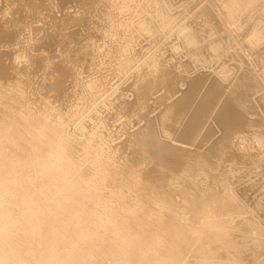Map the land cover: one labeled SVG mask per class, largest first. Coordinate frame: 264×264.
Here are the masks:
<instances>
[{
    "label": "bare ground",
    "instance_id": "bare-ground-1",
    "mask_svg": "<svg viewBox=\"0 0 264 264\" xmlns=\"http://www.w3.org/2000/svg\"><path fill=\"white\" fill-rule=\"evenodd\" d=\"M16 1H9L10 5H17ZM43 1H33L30 5L31 0L28 4L40 6V2L46 12V3L43 7ZM104 1L94 2L98 7ZM106 1L108 6L109 1L112 2ZM130 1L123 0L121 11L127 13L135 8L132 17H128V21L114 24L118 27L121 24L120 28L122 27L123 39H120L123 42H118L121 43L118 49L120 61L125 59L131 49L133 51L135 41L141 35L153 36L156 32L160 35L153 38L154 44L147 43V48H141L146 49L145 53L137 54L134 60L127 59L129 62L123 67V73H118L119 78L121 74L125 77L121 78L123 81L120 83H111L112 93L106 95L103 92L106 84L104 81L109 79L108 74L107 78L103 79L107 73V65L99 66L105 67L104 71L100 68L104 74L100 69L93 74L87 70L82 72L84 77L81 75L83 79L79 97L75 93L72 95V89L73 85L79 83L77 80L81 79H78L81 73L76 79L78 83L73 84L71 78H68L69 81L64 79L68 68L65 65L67 69L63 70V64L61 65V71L63 70L65 75L61 74L60 77L66 81L60 82L65 86L67 81H71L73 88L71 89L68 82L66 86L71 89V95L75 96V99L78 98L75 101L70 99L68 87L61 90L63 84L59 90L54 89L60 75V65L57 62H62V57L67 55L63 54L65 49L61 50L64 56L59 54L62 61L54 59L59 70H54L58 69L55 62L50 61L51 68L47 63H40L53 70V75L48 71V75H52L49 80L54 83L50 87L57 91L51 94L53 99L46 98L52 91L49 89V92L40 90L44 93H41L43 98L38 96L39 91L35 92L37 96L33 93L40 79L48 80V76L44 77L41 73L44 69L41 67L38 75L41 73L43 78L40 75V81L37 82L35 72L36 79H32L36 80V89L33 91L34 88L30 85L33 91L31 92L40 98V104L30 98L32 95L22 103L21 99L29 92L25 83L33 75L30 68L33 63L29 58L26 66L30 65V78L23 72V66L22 73L15 72V83L12 82L9 87L4 86L5 83L0 78L3 81H0V92L4 91L6 96H0V264H264V0H206L205 4L201 3L197 7L194 14L190 12L191 0L181 1L183 4L177 7L178 10L170 0H132L135 2L133 8L129 7ZM72 2L68 4H73ZM28 4H24L27 9L30 7ZM85 4L84 6L88 7L89 4ZM34 5L32 7H35ZM92 6L89 7L93 9ZM106 7L102 5L100 8ZM109 8L110 6L107 7L108 12ZM36 9V12L39 11ZM99 10L96 14L101 12ZM213 10H216V15L212 13ZM10 11L8 10L9 13ZM39 12L37 19L41 21ZM48 12L53 13V10L47 9V14ZM114 12L113 10V14ZM75 14L77 13L73 15ZM96 14H93L92 19H95ZM177 14L182 18H174ZM189 14L192 15L191 21L186 22ZM50 16L54 19L53 14ZM119 16L121 19V15ZM108 17L112 21L114 16ZM21 19L20 22L17 21L20 25ZM27 21L22 22L26 25ZM99 23L101 25V21ZM40 24L42 26L45 23ZM72 25L68 26L72 28ZM117 26H114L115 29ZM222 28L223 31L226 30L223 34L220 33ZM0 29L1 37L10 33L7 32L9 28ZM109 29L108 26L107 31ZM50 31V34H55ZM95 31L97 34V30ZM20 32H11V39ZM111 32L113 35L117 34L113 30ZM106 33L107 37L110 33ZM113 35L111 33L110 37L113 38ZM51 37L49 36L50 39ZM53 37L56 39L54 43L65 41L64 36L60 39L62 34ZM76 37L79 38V34ZM117 37L114 36L113 40L116 41ZM17 39H12V43L16 40L18 45ZM70 39H67L69 44ZM103 39L101 42H104ZM72 40L73 37L71 42ZM1 41L0 43H3ZM41 42L43 44V41ZM79 42L80 39L77 43ZM75 43L74 45L77 44ZM94 43L89 45L93 46ZM34 45L36 47V43ZM59 45L63 46L62 43ZM76 46V49H79L78 45ZM67 47L71 48L70 45ZM51 48L48 49L53 50L54 47ZM70 48L68 50L72 53L73 49ZM92 48L90 47L91 52ZM97 48L100 49L95 47L93 54L83 50L86 53L82 56L90 59L95 55L94 52H101L102 48ZM137 48L140 49V46ZM58 51L60 53V49ZM13 52L12 50L11 55L8 54L12 56ZM49 53L51 55L52 51ZM104 54L101 53L103 56ZM113 54L109 53V57H113ZM43 57L41 59L44 61ZM106 59L108 61V58ZM227 59L233 63L230 61L229 64ZM78 61L79 59L77 63ZM26 62L22 61V64ZM66 62L67 60L65 64H69L72 61ZM196 62L207 64L209 70L205 68L206 71L202 72L203 67L199 65L198 71L202 70L194 73L192 66ZM9 64L13 65L11 62ZM37 65L33 67L35 71L38 70L35 68ZM53 65L57 68L53 69ZM74 65L72 71L69 67L68 71L72 75L67 71V77H74L76 71H80L77 69L78 65ZM4 67L7 69V66ZM113 67H109L111 70L108 71H112ZM92 68L91 70L96 71ZM13 69L6 71L7 75L10 72L14 74ZM45 70L42 72L47 74ZM98 71L102 74H98ZM113 73L115 71L112 72L115 77ZM125 79H131L130 84H124ZM60 82L58 84H61ZM28 84L27 82V86ZM44 84L42 82V85ZM182 85L186 88L182 89ZM75 92L78 93L76 90ZM257 92L261 94L255 98L258 103L255 104L254 94ZM90 95L101 96L96 97L91 105L82 108L79 103L90 101ZM3 99L7 102L4 103L6 100L3 102ZM57 99L63 101L62 104L65 102L66 108H60L54 102ZM49 109L54 110V115ZM107 111L109 115L115 114V121L121 119L118 126L114 123L112 125L111 121H106L103 125V114ZM79 112L80 115L77 116L76 113ZM109 119L112 117L109 116ZM77 121L79 123L76 124ZM113 127L118 128L117 133ZM94 133H98L100 141L96 142ZM116 139L118 140L115 141ZM189 145L191 147H188ZM99 152L103 155L99 156ZM80 156H85L90 160V164L69 179ZM59 180L63 183L66 180L70 182L64 183L63 190L54 195L52 203L57 204V207L53 206L58 214L61 212L59 209L67 210V220H75L81 219L83 214L92 213L88 211H95L92 216L86 217L83 222L84 229L75 233L74 242H70L65 249L60 240L61 231L67 229L65 220L54 213L56 223L50 232V218L44 212L45 207H48L47 194L51 189L57 191L61 186ZM89 180L90 184L87 182ZM83 182H87L88 186L82 187ZM241 184L245 185L243 189L238 187ZM85 189L92 190L95 200L91 202L86 197ZM249 189L258 191L252 200L247 198L248 194L246 196ZM69 206H72L73 210H70ZM82 233L84 234L80 236ZM78 242L81 243V248ZM42 252L47 253V259L37 261V254Z\"/></svg>",
    "mask_w": 264,
    "mask_h": 264
},
{
    "label": "rangeland",
    "instance_id": "rangeland-1",
    "mask_svg": "<svg viewBox=\"0 0 264 264\" xmlns=\"http://www.w3.org/2000/svg\"><path fill=\"white\" fill-rule=\"evenodd\" d=\"M0 1H2V3H0V21L1 20H3L5 23H7V25L5 24V23H3L2 21V25L0 26V28L2 27L4 30H6V29H10V27H11V25H13L14 23L16 24V26H15V24H14V27H18L19 26V28H14V27H12L10 30L8 29L7 30V32H10V33H7V35H4L3 37H1L0 39L1 40H7V41H1V42H3V43H0V47L2 46L3 48H4V50H2V47L0 48V55L2 56L1 58H0V78L4 81V83H5V85L4 86H6V87H9L11 84H12V82H14L15 83V78H16V76H15V72H16V74H19L20 72L22 73V69L24 68L25 69V71H24V69H23V72H25V75L26 76H28V75H31L30 73H29V71L30 70H28V69H30L31 68V71H32V76H31V78H30V76H28L30 79H27L28 81V86H27V82L25 83V87L27 88L26 90L27 91H29L28 92V94L26 93V96L24 97V98H22L21 99V101H22V103H24L27 99H29V97L28 96H30V95H32L33 97H31L30 96V98L31 99H34V100H36V102L38 103V104H40L39 102H41V100H40V98H37L36 96H37V94L35 93V92H38L39 91V93H38V96H41V91L40 90H43L44 92L45 91H48V89H49V91L50 90H52L51 92H50V94H49V96H50V98H49V96H48V94H47V96H46V98H47V100H50V99H53L52 98V96L53 95H51L53 92H55L56 90H54L53 91V89H51V87H50V85L52 84V85H54V83L53 82H51L50 80H49V78H50V76H52L53 74H52V72H53V70L51 71V69H49V68H51V66H49V65H52L51 63L52 62H55V60L54 59H57L56 61H58V60H61V57H60V55L59 54H61L62 52H61V50H63V49H65V52H64V50H63V54L65 55V54H67V55H65V57H62L63 59V61L62 62H60V61H58L57 63H59L58 65H60V70H59V66L57 65V63L55 62L54 64H56L55 66H58V69H54V68H57V67H54V65L52 66V68L54 69V70H59V78L57 79L58 80V82H60V81H66L68 78L70 79L71 78V80H73L72 81V83L73 84H75V83H78V84H75V85H73L74 86V88H73V86H71L72 85V83H71V81L70 82H68L69 81V79H68V85L71 87V89H72V95H74V93L77 95L78 94V96L77 97H79V93H80V91L82 90L81 89V84L80 83H82V76L84 77V75H83V73L82 72H86V70L88 71V72H90V71H92V74L93 73H97V70H99L100 68L102 69L103 67H100L99 68V66H102V65H109L108 67L106 66V69H107V71L105 70V72H107V73H105L104 74V68L101 70L102 72H103V74H104V80L107 78V76H106V74H108V80L110 81V83H108L109 81L107 80V81H104V82H106V84L104 85V82H103V85H104V91L103 92H105V94L107 95V94H110V93H112L113 92V89H112V87H111V83H120L121 81H123L121 78H124L125 76H122L123 74H121L120 76V78H119V76H118V73H121L122 71H124L123 70V67H125V65H127V63L129 62H127V59H130V60H132V58H133V60L135 59V57L137 56V54L138 55H141V54H143V53H145L144 51L146 50V49H141L142 47L143 48H147L148 47V44L147 43H152L153 42V44H154V39L153 38H155V37H158V35H160V33H155V34H153V36H150L149 34L148 35H141L139 38H138V40H136L135 42H136V44H135V46H134V48H133V51H129L128 52V54H126V56H125V59H126V61H125V59H123V61H120L121 60V57H120V55H118V49H119V47H120V44L118 43V42H123V38H122V27L120 28V26H121V24H120V26L118 27L117 25H114V24H119L118 22L119 21H128L129 20V18H131L132 17V12H134L133 10H135V8H133L132 7V5H135V2L134 1H130V5H129V7L131 6V8H133L132 10H131V12H127L126 13V11L124 12V13H122L123 11H121V8H122V6H121V4H122V2H123V0H116L117 1V3L116 2H114L113 0H112V2L111 1H109V6H110V10H109V12H108V9H107V7H109L108 6V2L105 0L104 2H102L101 4L103 5V7H106V8H100L102 5L100 4V6H96L97 5V3H95L94 1H97V0H91V1H88V0H77V2H76V0H74L73 2H72V0H68V2H67V0H44L42 3H43V7H44V4H45V8H46V12H44V8L42 9V4L39 2V5L40 6H38V4L35 6L34 4V6L35 7H32V6H30L32 3H33V1H35L36 3H38V1H41V0H32V2H30L29 3V1H31V0H22L21 2H20V5H19V2L18 1H16V4L18 5H15V4H12V5H10V2L12 1V0H4V1H6V2H3V0H0ZM10 1V2H9ZM72 2L73 4H68L69 2ZM172 3L174 2V6L176 7V10H178L177 9V7L178 6H180V5H182L183 3L182 2H186V0L184 1V0H170ZM180 1V2H179ZM182 1V2H181ZM187 1H190V0H187ZM197 3H196V2ZM200 1V2H199ZM34 2V3H35ZM55 2V3H54ZM61 2V3H60ZM64 2V3H63ZM79 2H81L80 3V5L78 6V4H79ZM89 4H87V3ZM92 3V5H90L91 3ZM119 2V3H118ZM13 3H14V1H13ZM30 5H29V4ZM77 3V4H76ZM82 3H86L87 5H88V7L86 8L85 6H84V4L82 5ZM116 5H115V4ZM201 3H206V0H191L190 1V5L192 6V9L190 10V12H191V14H194V13H196L197 12V7H199L200 5H201ZM208 3V2H207ZM24 4H28V6H30L29 8L30 9H32V8H35V10H30L29 8L27 9L26 7H25V5ZM66 4V5H65ZM85 4V5H86ZM107 4V5H106ZM59 5V6H58ZM61 5V6H60ZM70 5H71V8H70ZM75 6V7H73V6ZM104 5H106V6H104ZM15 6H17V7H15ZM27 6V5H26ZM27 6V7H28ZM38 6V7H37ZM56 6V7H55ZM82 6H84L86 9H88L87 11V13L85 14V11H86V9L83 7V10L81 9L82 8ZM92 6L93 7V9H95V10H93L92 8H90V7ZM96 6V7H95ZM11 7V8H10ZM32 7V8H31ZM40 7H41V9H40ZM48 7H52V9H50V8H48ZM61 9H60V8ZM95 7V8H94ZM36 8H38L39 9V11H41L42 12V14L39 12V11H37V12H39V15H40V17L39 18H41V21L43 22V24L44 25H50V26H44V25H42L41 26V24L40 23H42L41 21H39L40 19H37L38 18V15H37V12H36ZM74 8V9H73ZM96 8H98L97 10H96ZM47 9H49V10H53V13H50L49 14V12H48V14H47ZM58 9H59V11H58ZM75 9L77 10L76 12H75ZM90 9H92V10H90ZM101 10V12H102V15H101V12H98L99 14H96L97 12L96 11H98V10ZM106 9V10H105ZM8 10H11L10 11V13L8 12ZM13 10V11H12ZM61 10H62V12H61ZM65 10V11H64ZM89 10H90V13H89ZM99 10V11H100ZM113 10L115 11L114 13L115 14H113ZM6 11V12H5ZM29 11V12H28ZM34 13V14H32V12ZM65 13H64V12ZM216 10H213L212 11V13L213 14H215L216 15V12H215ZM50 12H52V11H50ZM56 12V13H55ZM80 12H82V13H80ZM91 12H93V13H91ZM112 14H111V13ZM121 12V13H120ZM174 12H176V11H174ZM26 13L28 14V15H26ZM70 13V14H69ZM74 13H77V14H75V15H78V16H80L79 17V23H78V20L76 19L75 20V18H78V16H75V15H73ZM79 13V14H78ZM89 13V14H88ZM96 14V16H94L95 17V19H92L93 18V14ZM110 13V14H109ZM46 14H47V16H46ZM53 14V16H54V19H53V17H51L50 15H52ZM56 14V15H55ZM69 14V15H68ZM91 14H92V16H91ZM103 14H105V15H103ZM118 15V18H116L117 17V15ZM31 15L34 17V20H35V23H33V21L34 20H32L31 21V19L33 18V17H31ZM60 15V16H59ZM100 15V16H99ZM111 15H113L114 17H112L113 19H112V21H111V19H109L110 17H108V16H111ZM119 15H121V19H120V16ZM20 16V17H19ZM44 16V17H43ZM48 16H50V19H49V17ZM100 17V18H98L97 19V17ZM105 16V17H104ZM176 16V17H175ZM174 16V18H176V19H181L182 18V16H180V15H175ZM188 16V18H186L185 19V21L186 22H190L191 21V17L190 16H192V15H187ZM14 17H16V18H14ZM36 17V18H35ZM42 17H43V19H42ZM45 17H48V18H45ZM60 17H61V19H60ZM66 17H67V21H65V19H66ZM70 17V18H69ZM73 17V18H72ZM107 17V18H106ZM129 17V18H128ZM178 17V18H177ZM180 17V18H179ZM13 18L15 19V22L13 21ZM21 18H23L24 20H22ZM27 18H30V19H27ZM44 18H45V20H44ZM65 18V19H64ZM106 18V19H105ZM5 19V20H4ZM20 19L25 23L26 22V20H28L27 21V23H26V25H24V23L21 21V25L22 26H25L24 28H22V26L20 25ZM49 19V20H48ZM56 19V20H55ZM59 19V20H58ZM63 19H64V21H63ZM101 19V20H100ZM118 19V20H117ZM120 19V20H119ZM6 20H9V22H10V25H9V22L8 21H6ZM12 20V21H11ZM38 20V21H37ZM101 21V25H100V21ZM106 20V22H104ZM116 20V21H115ZM17 21H19V22H17ZM29 21H30V24L31 25H33V24H35V26H30V24H29ZM36 21H37V23H39V25L36 23ZM48 21H50V22H48ZM58 23H57V22ZM69 21V22H68ZM82 21V22H81ZM11 22H12V24H11ZM72 22H74V23H76V26H74V23H72ZM109 22V24H107ZM111 22V23H110ZM116 22V23H115ZM17 23H18V26H17ZM64 23V24H63ZM68 23H70V24H68ZM99 23V24H98ZM5 24V27L3 26ZM52 24V25H51ZM66 24V25H65ZM71 24H73L72 25V28L74 29H72V28H70V26H71ZM87 26H86V25ZM107 26H106V25ZM112 24V25H111ZM28 25H29V28H28ZM57 25V26H56ZM66 27H65V26ZM68 25H70V26H68ZM79 25H81V26H84V27H81V26H79ZM64 28H63V27ZM76 28H74V27ZM89 26V28L87 29V27ZM107 28H106V27ZM108 26L110 27V29H111V31L113 30L114 32H117V34L116 35H113L114 33L113 32H111L110 31V29H109V31H107L108 30ZM113 26V27H112ZM114 26H117L116 28L117 29H115V27ZM31 27V28H30ZM35 27V28H34ZM42 27H44L45 28V30H44V28H42ZM59 28L58 30L56 29V28ZM81 27V28H80ZM113 29H112V28ZM14 28V32L16 33V32H20V30L22 31V32H20V33H17V34H19V36L17 35V34H15L14 36L16 37V39L18 40L17 41V43H18V45H16V40H14V44L12 43L13 42V40L12 39H15V37H13L12 39H11V37L13 36L12 34H13V31H12V29ZM20 28H22V29H20ZM34 28V29H33ZM52 28V29H51ZM92 28H94V30L92 29ZM15 29H16V31H15ZM19 29V30H18ZM25 29V30H24ZM30 31V29H32L31 31H30V33H28L29 31ZM46 29H48L49 31L50 30H52L55 34L54 35H52L53 33H52V31H50L52 34H50L49 33V31L48 30H46ZM55 29H56V31H55ZM70 29V30H69ZM82 29H83V31H82ZM93 31H92V30ZM116 31H115V30ZM18 30V31H17ZM27 30V31H26ZM73 30V31H72ZM90 30H91V32H90ZM95 30H97V34L95 33L96 31ZM118 30V31H117ZM224 29L222 28L221 30H220V33L222 32V34L224 33V32H226V30L225 31H223ZM0 31H1V29H0ZM24 31V32H23ZM32 31H33V33H32ZM46 31V32H45ZM83 33H82V32ZM88 31H89V33H88ZM95 31V32H94ZM103 31V33H101V32ZM104 31H106V32H108V33H110V34H108V33H106V32H104ZM11 32H12V34H11ZM79 32V33H78ZM80 32H81V34H80ZM120 34H119V33ZM24 35H22V34ZM26 33V34H25ZM45 33V34H44ZM58 33H59V35H58ZM70 33V34H69ZM93 33H95V34H93ZM98 33H99V37H98ZM105 33H106V35H107V37L105 36ZM111 33H112V35H113V38L112 37H110V35H111ZM37 34V35H36ZM39 34V35H38ZM62 34V37L60 38V39H63V36L66 38V35H67V39L69 38H71L72 39V37H73V39L74 40H72L74 43H75V40L78 42V40L80 39V42L79 43H75L76 45H78V48L80 49V48H83V50H86L87 51V53H90V54H93V50L95 51V47H100V49L99 48H97V49H99V50H101V48H102V50H101V52L99 51V52H94V56H91L90 57V59H86V56L85 55H83V56H85V57H83L82 56V54L84 53H86V51H83V50H79V49H76L77 48V46L76 45H74V43L73 42H71V39H70V44L68 43V41H67V39H65L64 38V40L65 41H67V44L65 43V41H64V43L60 40V39H58V40H60L59 42H56V43H54L55 41L54 40H56V39H54L55 37H53V36H60ZM64 34V35H63ZM74 34V35H73ZM78 34H79V38L78 37H76V36H78ZM88 34H90V35H88ZM8 35H11V36H8ZM27 35H31V37H33V41L32 40H28V38H31V37H28ZM36 35V36H35ZM73 35V36H72ZM84 35V36H83ZM96 35V36H95ZM104 35V36H103ZM121 35V36H120ZM5 36H7V37H5ZM18 36V37H17ZM23 36V37H22ZM49 36H52L51 37V39L49 38ZM82 36V37H81ZM93 36V37H92ZM106 39H103V37ZM110 38H112V41H111V39H109V37ZM114 36L115 37H117V38H115L116 39V41L115 40H113L114 39ZM143 36V37H142ZM25 37H28V38H25ZM144 37H145V39H144ZM147 37V38H146ZM42 38V39H41ZM76 38V39H75ZM77 38H78V40H77ZM87 38H89L88 40H87ZM120 38H122V39H120ZM159 38H160V36H159ZM9 39V40H8ZM21 39H23V41L21 40ZM50 39V40H49ZM93 39V40H92ZM99 39H100V41H99ZM102 39H103V41L105 42H101L102 41ZM139 39H141V41L139 40ZM143 39V40H142ZM153 39V40H152ZM162 39H164L163 37H162ZM37 40V41H36ZM111 42H110V41ZM118 40V41H117ZM145 40V41H144ZM148 40H151V42H149ZM19 41H21V42H19ZM26 41V42H25ZM41 41H43V44H42V42ZM45 41V42H44ZM83 41H85V42H83ZM99 41V42H98ZM147 41V42H146ZM22 42H23V44H22ZM25 42V43H24ZM28 42V43H27ZM47 42V43H46ZM94 43L93 44V46L92 45H89V44H91V43ZM98 42V43H97ZM116 42V43H115ZM146 42V44H144ZM36 43V47H35V44ZM45 43H46V45H45ZM59 43L61 44L62 43V45L63 46H60L59 45ZM84 43V44H83ZM29 44V45H28ZM40 44V45H39ZM79 44H81V45H79ZM119 46H118V45ZM15 45H16V47H15ZM24 46V47H22V46ZM40 47H39V46ZM42 45H44L43 47H42ZM57 45V46H56ZM67 45L69 46H71V48L74 50H71V52L73 53H75L76 52V50H78V51H80V53L77 51L74 55L72 54V53H70V50H68L69 48L67 47ZM83 45V46H82ZM107 45V46H106ZM20 48H18V47ZM34 46V47H33ZM47 48H46V47ZM51 46H53L54 48H53V50H51L52 48H51ZM59 46H60V48H59ZM66 48H65V47ZM80 46V47H79ZM140 46V49L139 48H137V47H139ZM150 46V45H149ZM15 47V48H14ZM63 47V48H62ZM90 47L92 48V52H91V49H90ZM111 47V48H110ZM118 47V48H117ZM22 48V49H21ZM24 48V49H23ZM32 48V49H31ZM40 48H46V50H41ZM48 48H51V49H48ZM56 48H58V50L60 49V53H58L59 51L57 50H55ZM70 48V49H71ZM10 49V50H9ZM15 49V50H14ZM18 49V50H17ZM34 49V50H33ZM69 51V53H68V51ZM96 49V50H97ZM110 49H112L111 51L112 52H110ZM12 50L14 51L13 53L14 54H12V56H10L11 55V52H12ZM30 50V52L28 53V51ZM32 50V51H31ZM52 51V53H51V55H50V51ZM107 50L109 51V53H110V55H112L113 53V57H109V53H107ZM6 51H7V53H6ZM9 51V52H8ZM15 51H17L16 52V54H15ZM23 53H22V52ZM42 51H44L43 53H41ZM67 51V52H66ZM83 51V52H82ZM138 51H140L139 53H137ZM20 54H19V53ZM27 52V53H26ZM54 52V53H53ZM56 52H57V54H56ZM105 53L104 54V56L106 57V58H108V61H106L107 59L103 56V55H101V53ZM10 55H9V54ZM40 53V54H39ZM48 55H47V54ZM99 53L102 57H104V58H102V57H100V55L97 54ZM112 53V54H111ZM131 53H133V54H131ZM18 54V55H17ZM43 54V55H42ZM46 54V55H45ZM56 55L57 56V58H56V56H54V55ZM63 54H61L62 56H64ZM69 54H72V55H69ZM5 55V56H4ZM24 55V56H23ZM50 55V59H53V60H50L49 59V56ZM59 55V56H58ZM87 55V54H86ZM117 55V56H116ZM4 56V57H3ZM10 56V57H9ZM26 56V57H25ZM35 56V57H34ZM45 58H44V57ZM52 56V57H51ZM12 57V60H13V62L15 63V62H17V63H13L12 62V60L10 61V58ZM22 57L23 59H20V58ZM44 58V61L41 59V58ZM60 57V58H59ZM119 57V58H118ZM27 58H29V59H31V61L29 60V59H27ZM59 58V59H58ZM65 58V59H64ZM110 58V59H109ZM113 58V59H112ZM77 59H79V63H77ZM104 59V61H102ZM186 58H183V60H185ZM67 60V62H70V61H72L71 63L73 64V62H74V64H76V65H78V68L77 69H80V71L78 70V71H76L77 73H75V75H73L74 77H67V71L69 70V67H70V71H72V67L73 66H75L74 64L72 65L71 63H69L70 65H72V66H70L69 64H65V61ZM229 60V61H228ZM3 61V62H2ZM4 61H5V63H4ZM13 64V65H15L14 67V69H13V65L12 66H10L11 64H9L10 62ZM22 61H23V63H24V61L26 62V61H30L31 63H33L32 65V67L30 66V68H29V66H26V65H28L27 64V62H26V64H22ZM36 61H38V62H35ZM50 61H51V63H50ZM81 61V62H80ZM114 62V63H112V62ZM200 61V60H199ZM230 61L233 63V61L232 60H230V59H227V62L229 63V64H231L230 63ZM1 62H2V64H1ZM66 62V63H67ZM94 64H93V63ZM116 62V63H115ZM118 62H120V64L118 63ZM127 62V63H126ZM130 62H134V61H130ZM4 63V64H3ZM40 63H43V65H45L44 63H47L48 64V66H49V68L46 66V67H44V66H42ZM61 63V64H60ZM91 63V64H90ZM38 64V65H37ZM39 64L41 65L40 67H38L39 66ZM63 64V67L61 66ZM88 64H90L89 66H90V68L89 69H86V68H88L87 67V65ZM112 64H113V66H112ZM121 64H122V66H121ZM4 65L5 66H7V69H6V67H4ZM21 65V66H20ZM34 65L36 66L37 65V67H35V68H37L38 70L37 71H35L34 69H33V67H34ZM67 66V68H65L66 66ZM96 65H98L97 67H96ZM111 65V66H110ZM195 65H196V67H195ZM199 65H200V67L203 69H201L202 70V72H204V71H208L209 70V68L206 66L207 64H199L198 62H196L193 66H192V68L194 67V69H193V72L194 73H199L201 70H199L198 71V69H200V67H199ZM202 65V66H201ZM22 66H23V68H22ZM86 66V67H85ZM122 67V68H120V67ZM134 66V65H133ZM204 66H206V67H204ZM18 67V68H17ZM26 67H28V68H26ZM44 68V69H42V68ZM63 68V70H65V69H67V71H66V76H63L64 77V79H66V80H63L60 76H61V74L62 75H65L64 74V71L62 70L61 71V69ZM84 67V68H83ZM91 67H93L92 69H96V71L95 70H91ZM109 67H113L114 69H112V71H108V70H111V68H109ZM199 67V68H198ZM17 68V69H16ZM40 68V69H39ZM45 68H46V70H45ZM116 68H118V70L116 69ZM205 68H207L206 70H205ZM10 69V70H9ZM15 70L14 71V74H12V72H10L8 75H7V72L6 71H11V70ZM27 69V70H26ZM41 69H42V71H47V74L45 73V72H42L41 71ZM85 69V70H84ZM120 69V70H119ZM115 71V73H113V74H115V77H113L114 75H112V72H114ZM118 72H117V71ZM20 71V72H19ZM34 71V72H33ZM41 71V73H43V76L45 77L46 75L48 76V80L47 81H45V78H44V80L43 79H40L42 82H43V84L44 83H46V82H48V81H50V83L48 82V84H44V85H42V82L40 81V80H38L39 79V76L41 75V78H43L42 77V74L40 73L39 75H38V72H40ZM48 71H51V73L50 74H52V75H48L49 73H48ZM95 71V72H94ZM19 72V73H18ZM35 72H37V73H35ZM56 72V71H55ZM69 72V71H68ZM100 71H98V74H102V72H100ZM109 72V73H108ZM34 73H35V77L37 78H35L34 77ZM81 73V74H80ZM91 73V72H90ZM123 73V72H122ZM45 74V75H44ZM56 74V73H55ZM69 74L70 75H72V73L71 72H69ZM68 74V75H69ZM80 74V76H79V78H78V75ZM126 74V73H125ZM82 75V76H81ZM110 75V76H109ZM112 75V76H111ZM207 75V74H206ZM206 75H205V77H206ZM3 76V77H2ZM11 76V77H10ZM14 76V77H13ZM204 76V75H203ZM13 77V78H12ZM66 77V78H65ZM80 77H81V79H80ZM9 78H11L12 79V81H11V79H9ZM36 79L37 80V82L38 81H40V82H38L37 83V85H36V80L34 81L33 79ZM80 79L81 80V82H80V80H77L78 82H76V79ZM0 79V81H2ZM14 79V80H13ZM111 79V80H110ZM121 79V80H120ZM33 80V81H32ZM75 80V81H74ZM126 80V79H125ZM2 81V82H3ZM6 81L8 82V84H6ZM30 82H32V84L30 83ZM35 84H34V83ZM58 82H57V84H56V87L54 88V89H56L57 88V90H59V88H61V85L64 83H61V84H58ZM67 82L65 83V86H64V84L62 85V88H61V90L63 89H65L64 87H68L67 88V90H70V91H68V92H70L69 94L71 95V89L69 88V86H66L67 85ZM130 82H131V79H129V80H126L125 82H123L124 84H126L127 85V83L128 84H130ZM107 84H110V85H107ZM123 84V85H124ZM32 86V88H34L33 89V91L36 89V87H34L35 85L36 86H38L37 87V89L39 88V90H35L34 92L32 91V88H31V86ZM46 85H48V86H46ZM51 85V86H52ZM57 85H59L60 87H58ZM78 85V86H77ZM107 85V86H106ZM126 85H124V86H126ZM41 86V87H40ZM75 86H77V87H75ZM50 87V88H49ZM79 87V88H78ZM40 88H42V89H40ZM78 88V89H77ZM182 89H184V88H186V86L185 85H182V87H181ZM60 90V91H61ZM67 90H65L66 91V93H67ZM75 90L76 91H78V93L77 92H75ZM26 91V92H27ZM33 93H35L36 94V96H35V94H33ZM48 91V92H49ZM65 91H63V92H65ZM74 91V92H73ZM264 91V90H263ZM57 92V91H56ZM55 92V93H56ZM102 92V93H103ZM30 93V94H29ZM127 93H129V92H127ZM126 93V94H127ZM42 94H44V93H42ZM46 94V93H45ZM54 94V93H53ZM259 94H261V93H255L254 94V99L255 98H257L258 96H260ZM70 96V99H73L74 101L75 100H77V99H75L76 97L75 96ZM178 95V94H177ZM258 95V96H257ZM0 96H2V97H6L5 96V93H4V91H1L0 92ZM92 95H90L88 98H90L89 100L90 101H86V102H82V103H79L81 106H82V108H84V107H86V106H89V105H91L92 103H94L93 101L95 100V98L97 97V98H99L101 95H94V96H92L93 97V99H92V97H91ZM42 97V96H41ZM44 97V96H43ZM42 97V98H43ZM36 98V99H35ZM63 98V97H62ZM59 99H60V97H59ZM59 99H57L56 101H54V102H56L57 103V105L60 107V108H66V103L64 102V104H62V102L59 100ZM92 99V100H91ZM6 99H3V102L5 101ZM40 100V101H39ZM256 100V99H255ZM7 102V100L4 102V103H6ZM255 102V104H258L257 103V100L256 101H254ZM55 103V104H56ZM85 104V106H83L84 104ZM91 103V104H90ZM5 108V107H4ZM74 109V108H73ZM76 109V108H75ZM50 110V109H49ZM51 111V110H50ZM49 111V112H50ZM52 114L54 115V110L52 109ZM108 113V111L107 112H104V119H103V125L105 124V122L107 121V122H109V121H111V124L112 125H116V126H118L119 125V123L121 122V119H118V120H116L115 121V117L113 116V115H115V114H113L114 113V111L112 112V114L113 115H109V114H107ZM77 114V116H79L80 115V112L79 113H76ZM105 115H107V116H105ZM109 116H111L112 117V119H109ZM77 123H79L78 121L76 122V124ZM114 123V124H113ZM111 125V126H112ZM112 129H114L115 131H116V133H117V130H118V128H116V127H113ZM117 129V130H116ZM102 130H103V127H102ZM94 131H97V130H94ZM98 133H94V135H95V137H96V142H98V141H100L101 140V137H99L98 135H97ZM117 135V134H116ZM70 139H72V137H70ZM118 139H116L115 141H117ZM95 142V143H96ZM188 147H191V145H189ZM103 154L101 153V152H99V156H102ZM90 164V160H87L86 158H85V156H80L78 159H77V161H76V163H75V165H74V169H73V175L69 178V179H71V178H73V177H75L78 173H80L81 172V170H83V169H85L86 167L85 166H87V165H89ZM64 179V178H63ZM65 180V179H64ZM67 182H70V181H68V180H66L64 183H67ZM89 184H90V182H91V180H89V181H87ZM87 182H83L82 183V187H87L88 185V183ZM63 182H61L60 180H59V184L61 185L60 187H58V189H57V191L56 190H54V189H51V191L50 192H48V198H47V202H46V204L48 205V207H45V209H44V212L46 213V215L47 216H49V218H50V221H49V224H48V226H49V231L50 232H52V230H53V227L55 226V223H56V218L53 216L54 215V213H57V216L58 217H60V216H62L61 217V219H63V221L65 220V223L64 224H66L67 225V229L65 230V231H61V236H60V240H61V243H62V247H63V249H65V248H67L68 246H69V243L70 242H74V237L76 236L75 235V233L76 232H78V230H82V229H84L83 227V222H85L86 221V217L87 216H92L91 214H93L95 211H88V212H92V213H88V214H83L82 216V218L81 219H72V220H70V219H68L67 220V218H68V211L66 210V211H63L64 209H59V211H61L59 214H58V212H57V210L54 208V206L55 207H57V204H55V203H52V201H53V198H54V195H55V193L56 192H61L62 190H63V188L65 187V184H64ZM31 185H33V184H31ZM242 186V187H241ZM240 189H243L244 187H245V185L244 184H241V185H239L238 186ZM254 190V192H252ZM248 192L246 193V196H247V194H248V196H247V198L249 199V200H252V198H253V196L254 195H256L257 193H258V191H255V189H249V190H247ZM251 192V193H250ZM84 193H86L87 195H86V197L92 202L93 200H95V194L92 192V190L91 189H85L84 190ZM255 197V196H254ZM49 204H51V205H49ZM54 205V206H53ZM68 208H70V210H73V208H72V206H69ZM64 224H62V225H64ZM54 225V226H53ZM92 226V225H91ZM48 232V231H47ZM49 233V232H48ZM50 234V233H49ZM84 233H82L80 236H82ZM29 236V234H27L26 235V237H28ZM78 246L81 248V243L80 242H78ZM47 259V253L46 252H42V253H39V254H37V256H36V260L37 261H44V260H46Z\"/></svg>",
    "mask_w": 264,
    "mask_h": 264
}]
</instances>
